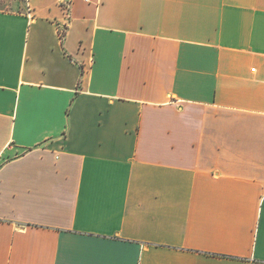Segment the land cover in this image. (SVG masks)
Listing matches in <instances>:
<instances>
[{
  "label": "crops",
  "instance_id": "1",
  "mask_svg": "<svg viewBox=\"0 0 264 264\" xmlns=\"http://www.w3.org/2000/svg\"><path fill=\"white\" fill-rule=\"evenodd\" d=\"M0 0V264H264V0Z\"/></svg>",
  "mask_w": 264,
  "mask_h": 264
},
{
  "label": "built area",
  "instance_id": "2",
  "mask_svg": "<svg viewBox=\"0 0 264 264\" xmlns=\"http://www.w3.org/2000/svg\"><path fill=\"white\" fill-rule=\"evenodd\" d=\"M59 4L61 5V7L64 9L65 11V21H64V25H60L58 27V35L59 38L61 40H63L65 38L69 23H70V19H71V7H72V0H59Z\"/></svg>",
  "mask_w": 264,
  "mask_h": 264
},
{
  "label": "rangeland",
  "instance_id": "3",
  "mask_svg": "<svg viewBox=\"0 0 264 264\" xmlns=\"http://www.w3.org/2000/svg\"><path fill=\"white\" fill-rule=\"evenodd\" d=\"M3 1H6L7 3H9V2H10V0H3Z\"/></svg>",
  "mask_w": 264,
  "mask_h": 264
}]
</instances>
